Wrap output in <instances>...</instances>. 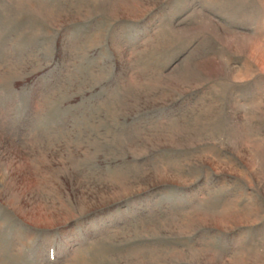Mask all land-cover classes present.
Masks as SVG:
<instances>
[{"label":"rangeland","instance_id":"obj_1","mask_svg":"<svg viewBox=\"0 0 264 264\" xmlns=\"http://www.w3.org/2000/svg\"><path fill=\"white\" fill-rule=\"evenodd\" d=\"M0 264H264V0H0Z\"/></svg>","mask_w":264,"mask_h":264}]
</instances>
